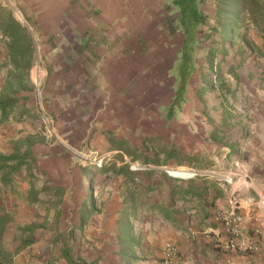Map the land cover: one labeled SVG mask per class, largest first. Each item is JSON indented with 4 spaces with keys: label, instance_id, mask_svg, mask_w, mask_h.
<instances>
[{
    "label": "crops",
    "instance_id": "0c3cea01",
    "mask_svg": "<svg viewBox=\"0 0 264 264\" xmlns=\"http://www.w3.org/2000/svg\"><path fill=\"white\" fill-rule=\"evenodd\" d=\"M182 2L195 3L205 21L215 17V0H0L13 6L33 38L29 76L40 87L37 97L32 91L25 102L33 108L20 120L11 117L0 124V152L10 153L19 136L32 139V161L13 175L11 185L0 182V205L12 216L3 237L7 248L17 243L12 241L17 226L37 223L33 242L12 264H67L57 253L60 233L84 264L123 263L116 220L125 201L124 177L82 160L74 153L81 149L102 156L106 168L113 162L129 164L134 179L153 186L131 218L138 244L130 264L162 257L166 241L178 247L186 264H224L225 255L215 244L222 231L214 211L227 204L231 190L254 199L264 195V45L254 29L252 49L242 42L225 43V61L219 64L214 57L212 62L218 77L206 60L208 48L216 46L198 45L185 102L161 123L176 79L170 69L183 35L178 23ZM197 52L205 54L200 63ZM205 85L213 90L199 97L197 88ZM39 103L52 120L53 136L44 133ZM214 131H220L218 137ZM107 133L121 139L123 147L144 151V137L164 136L184 153L178 167L198 174L166 176L159 170L171 161L163 164L162 155L159 165L131 160L114 149ZM131 164L145 168L134 170ZM28 172L36 178L34 187ZM228 177L231 184L224 181ZM43 187H59L55 207L41 202L49 197ZM31 194L38 200L32 201ZM240 211L250 230L261 227V249L231 255V264H264V209L242 203Z\"/></svg>",
    "mask_w": 264,
    "mask_h": 264
},
{
    "label": "trees",
    "instance_id": "16d2710c",
    "mask_svg": "<svg viewBox=\"0 0 264 264\" xmlns=\"http://www.w3.org/2000/svg\"><path fill=\"white\" fill-rule=\"evenodd\" d=\"M180 18L178 23L182 28L183 35L181 36L180 50L177 52V61H175L170 69V73L175 76V81L170 85L171 99L169 104L162 106V113L160 122H168L173 113L182 108L187 94V82L192 74L194 51L199 45L197 42V27L204 24L205 17L200 13L198 6L192 2L181 3ZM189 8V9H188ZM215 17L216 26L220 27L222 36L227 40L229 46L235 44L236 37L239 36L240 42L252 49L255 42L247 37V32L240 33V23H245L254 29L263 39L264 45V0H215ZM213 28V27H211ZM0 37L4 39L7 47L8 68L4 76L0 88V124L8 121L13 117V112L18 111V116L15 120H20L21 116L25 114L26 109L23 101L29 100L31 92L34 89V84L30 79L29 70L33 61V41L27 27L21 24L13 16L12 10L6 5H0ZM221 53L223 56L227 54V47L225 43L219 47H210L206 53V60L210 63L208 70L211 71L215 77H218L217 64L212 67L215 54ZM6 63V62H5ZM217 63H221L217 62ZM204 81V80H203ZM213 90L212 86H200L197 88V95L200 97L204 91ZM23 93V95H22ZM22 104V105H20ZM21 106V108H20ZM213 136L220 134V131H214ZM109 140L113 143L114 149L123 150L130 155L131 160L143 159L145 163L148 161L153 165H159L160 155H162L163 164L167 167H178L184 159V153L171 141H168L163 136L151 135L143 138V147L146 149L139 150L137 147H123V141L114 139L109 133ZM32 141L30 135L19 136L15 142L10 153L0 152V182L4 185H11L13 183V175L22 170V168L32 161L33 155L29 152V145ZM158 141V142H157ZM163 142L160 144L159 142ZM125 145V142H124ZM157 146V147H156ZM124 148V149H123ZM151 150L152 153H148ZM118 158L121 155L118 154ZM204 164H201L203 166ZM99 167L100 171L111 170L116 174L124 177V189L121 196L125 199L123 207L119 210L116 220L117 225V243L119 247V254L121 256L122 264H130L133 256V248L138 244L132 230L131 218L136 213V209L141 204L142 194L151 191L153 186L150 182L143 183L134 179V172L129 169V164L124 163L116 165L114 162L110 163L106 168L103 164ZM144 171V169H143ZM164 175H168L164 170H159ZM91 172V171H90ZM98 171H92L91 173ZM144 171L143 173H146ZM27 181L30 187L35 186L36 178L30 172L27 173ZM35 178V179H34ZM44 188V187H43ZM49 193V197L42 203H46L48 207H55L60 195L59 187L44 188L43 191ZM180 192V191H179ZM32 201H37L35 194L29 195ZM143 198H145L143 196ZM146 199V198H145ZM149 200V199H146ZM145 200L143 201V203ZM165 217H169L165 209L161 210ZM58 215V214H57ZM55 215V218L57 217ZM12 216L4 210L0 205V264H12L13 257L31 242H33V232L37 227V223H29L19 225L16 227L17 233L12 237V241L17 242L12 250L7 248L4 241V233L7 224ZM57 240H60L58 247V256L64 258L67 264H84L82 258L74 249L72 243L66 241L63 234H58ZM89 264V263H88Z\"/></svg>",
    "mask_w": 264,
    "mask_h": 264
},
{
    "label": "built area",
    "instance_id": "2783aa9c",
    "mask_svg": "<svg viewBox=\"0 0 264 264\" xmlns=\"http://www.w3.org/2000/svg\"><path fill=\"white\" fill-rule=\"evenodd\" d=\"M38 91V86L36 87ZM39 114L41 121L44 126V133L48 136L54 135L53 125L51 118L41 108L40 103L38 104ZM93 164L101 166L103 164V157L93 155ZM131 169L137 170L145 168L136 164L130 165ZM162 169L170 176L179 178L194 177L198 172L192 168L186 167H167L164 166ZM186 172L185 175H179L177 171ZM227 184H231V177L224 178ZM242 203L246 205L259 204L264 209V195L254 199L252 196H242L238 191L231 190L228 194L227 204L218 207L213 215V220L220 225L222 236L215 241L218 251L225 255L224 264H231V255H251L258 253L261 249V234L262 229L260 226L253 227L251 230L247 227L245 217L240 211ZM151 264H186L182 253L178 247L170 242L166 241L163 243V254L162 257L154 259Z\"/></svg>",
    "mask_w": 264,
    "mask_h": 264
},
{
    "label": "rangeland",
    "instance_id": "374dc122",
    "mask_svg": "<svg viewBox=\"0 0 264 264\" xmlns=\"http://www.w3.org/2000/svg\"><path fill=\"white\" fill-rule=\"evenodd\" d=\"M0 5H6L8 6L12 12H13V16L15 17V14L17 13L16 10L13 8V6H11L9 3L7 4H1ZM213 13V12H212ZM213 15V14H212ZM16 18V17H15ZM17 19V18H16ZM17 21H19L21 24L25 25L23 22H21L20 20L17 19ZM216 21L214 20V18H212L211 20H207L204 22V24H200L198 25L197 27V42L198 44L203 48V46L206 44L207 46H210V45H213V46H216V47H219V45H221L222 43H226V39L222 36L221 32H220V27L218 26V28L216 26ZM26 26V25H25ZM27 27V26H26ZM213 27V28H211ZM240 30L239 32L240 33H245L247 32V37L252 40V33H251V27L246 25L245 23H240ZM176 28V27H175ZM250 33V34H249ZM249 34V35H248ZM256 35L260 36V34H258L256 32ZM257 37V36H256ZM235 44H238V43H241L240 42V39H239V36L236 37L235 39ZM32 41H33V38H32ZM206 46V47H207ZM201 48V49H202ZM198 53V52H197ZM205 55V54H204ZM203 52H199L198 55H197V61L200 63L201 61V58H203ZM7 57V47L5 45V42H4V39L0 37V71H1V81L3 82V79H4V76L6 75L7 73V68H8V59L6 58ZM217 60L221 61H225L224 59V56L221 54V53H217V55L215 56ZM33 58H34V52H33ZM32 58V59H33ZM6 62V63H5ZM33 62V61H32ZM29 75H30V70H29ZM201 79L199 74H197V81ZM2 85V84H1ZM35 86V85H34ZM36 87H34L33 89V97H37V95L39 94V90L37 91L36 90ZM38 88H40L38 86ZM23 95V93H22ZM166 98H167V95H165ZM24 104V107L25 109L27 110H30L31 108H33L31 106V103H28V105L30 106H25V101L21 102ZM22 105V104H20ZM21 108V106H20ZM18 111L16 112H13V117L12 119L14 120L16 116H18ZM32 114V113H30ZM15 121V120H14ZM79 158H82V160L84 161H88L92 159V155H87L88 154V151H86L85 149L84 150H79V151H75L74 152ZM88 247H91V245H87Z\"/></svg>",
    "mask_w": 264,
    "mask_h": 264
},
{
    "label": "bare ground",
    "instance_id": "6f19581e",
    "mask_svg": "<svg viewBox=\"0 0 264 264\" xmlns=\"http://www.w3.org/2000/svg\"><path fill=\"white\" fill-rule=\"evenodd\" d=\"M177 173L179 174V175H185L186 174V172H183V171H177Z\"/></svg>",
    "mask_w": 264,
    "mask_h": 264
}]
</instances>
